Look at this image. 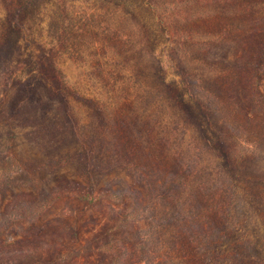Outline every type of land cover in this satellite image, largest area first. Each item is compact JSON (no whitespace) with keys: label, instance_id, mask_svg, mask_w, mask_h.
<instances>
[{"label":"rangeland","instance_id":"rangeland-1","mask_svg":"<svg viewBox=\"0 0 264 264\" xmlns=\"http://www.w3.org/2000/svg\"><path fill=\"white\" fill-rule=\"evenodd\" d=\"M0 264H264V0H0Z\"/></svg>","mask_w":264,"mask_h":264},{"label":"trees","instance_id":"trees-1","mask_svg":"<svg viewBox=\"0 0 264 264\" xmlns=\"http://www.w3.org/2000/svg\"><path fill=\"white\" fill-rule=\"evenodd\" d=\"M16 1V0H15ZM17 9V8H16ZM16 16L20 18V12L16 10Z\"/></svg>","mask_w":264,"mask_h":264}]
</instances>
